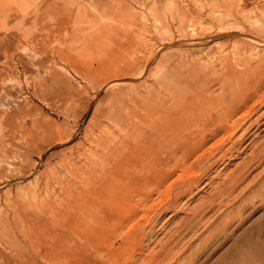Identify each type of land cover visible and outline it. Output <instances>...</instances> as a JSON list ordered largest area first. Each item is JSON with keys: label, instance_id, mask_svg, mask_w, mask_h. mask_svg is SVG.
<instances>
[{"label": "rangeland", "instance_id": "obj_1", "mask_svg": "<svg viewBox=\"0 0 264 264\" xmlns=\"http://www.w3.org/2000/svg\"><path fill=\"white\" fill-rule=\"evenodd\" d=\"M262 56L264 0H0V264L154 263L158 245L168 244L167 234L180 227L171 243L177 258L167 264H264V161L259 165L250 156L264 138V114L232 151H226L230 143L220 154L211 151L213 139L197 151L179 141L170 146L176 150L171 167L165 165L169 146L148 151L157 152L160 171L138 181L137 190L148 194L145 205L137 196L117 199L111 210L104 207L96 215L101 185L115 161L130 154L131 142L106 161V171L96 163L106 150L90 146L115 118L139 121L145 136L161 118V127L178 135L193 121L177 108L203 102L208 94L221 97L228 63L246 69L248 86L253 85V77L264 71ZM262 112L264 103L246 123ZM171 116L176 124L167 122ZM245 161L256 165L246 179L221 204L220 198L210 204L220 181ZM172 167L175 172L161 182L163 170ZM67 186L80 194L72 197L64 192ZM71 206L87 209L79 233L109 223L101 233L104 240L92 244L100 245L101 256L73 251V242H81L70 233L79 214ZM101 240L115 246L106 248Z\"/></svg>", "mask_w": 264, "mask_h": 264}, {"label": "bare ground", "instance_id": "obj_2", "mask_svg": "<svg viewBox=\"0 0 264 264\" xmlns=\"http://www.w3.org/2000/svg\"><path fill=\"white\" fill-rule=\"evenodd\" d=\"M256 20V19H255ZM258 20V19H257ZM256 20V21H257ZM249 23V21H248ZM250 24V23H249ZM251 25V24H250ZM260 27V26H259ZM241 39V38H240ZM238 41V40H237ZM243 42V41H242ZM260 43V42H259ZM237 44V43H236ZM262 44V43H261ZM246 46V45H245ZM248 49V48H247ZM243 52V50H241ZM253 53V52H252ZM252 53L249 54V56H252ZM261 58L264 59V56H262ZM263 59H261L263 61ZM257 59H251L250 57H248V61H256ZM261 61V62H262ZM264 64V63H263ZM261 66V64H260ZM264 66V65H263ZM248 70V69H247ZM262 71V70H260ZM226 73V75L223 77V79L221 80V87H222V91L223 94L222 96L219 98L216 94H208L209 96L207 97V99H205L203 102H200L198 104H194L193 106H189V107H183V105H181L182 107H179L176 109V111L178 110L179 114L183 115V116H190V124L191 126H188L187 129L184 128V130L178 132V135H173L170 136L169 133V129H163L161 127L160 124V119L159 121L155 120L154 125H153V129L151 130V133L148 136L143 135L142 133V129L140 127V122L136 121V120H119L118 118H115L112 122H108L106 125L108 126L109 130L103 131L102 129H100L99 131L101 132V135H97V138L92 137L90 140V146L96 150L99 149H105L106 153L102 156L97 155L96 157V163L98 164V166L103 169L104 171H106L108 169V167H106V161L109 160L112 161L114 158H112L114 155H116L117 153H119V151H116L117 149H119L123 143H126L128 141L131 142V146H129L130 148V154L128 153L126 156L127 158H123L120 161H115L114 167L111 170V175L109 176V179L107 181H103V185H101V191L102 194L101 195V202L98 206L95 205V210H93V214L96 215V213H99V211L102 208H106L107 210H111L112 208V201H120L122 202V200L119 199H124V200H130L132 198V196H134L136 198L137 196V201H146L148 200V194L145 191H138L137 190V186L140 182H138L139 180H146L149 179L152 175L156 174V172H159L160 170L158 169V165L156 166V162L158 161V154L156 152V154H152L149 155L148 151H160L163 147V145L165 146H175L177 142L181 141L182 145L184 148H189V150L192 151H197L200 150L202 148H204V146L207 144V142L212 141V143L209 145L210 148H213V150L211 151H215L218 152L228 143H230V145L227 147L226 151H232L234 150L237 146L240 148L242 143L245 141L246 137L248 136L249 132L251 131V129H253L254 125H257L258 120L260 119V117L264 114V112H262L261 114L257 115L256 118H254L251 122L249 121V123H246L250 116L255 113L258 108L260 107V105L262 103H264V71L263 74H259L257 75L254 79V84L251 86H248V82L249 79L251 77L249 76V73L246 72L245 70H234L232 68V65L230 63L227 64V69L224 72ZM259 73V71L257 72ZM252 81V80H250ZM253 82V81H252ZM220 99V100H219ZM250 100H252V103H250L251 105L247 106L248 101L250 102ZM191 105V104H190ZM187 106V105H186ZM175 111V110H174ZM177 113V112H176ZM169 114V113H168ZM173 114V113H170ZM175 115V114H174ZM255 115V114H254ZM165 116V115H164ZM178 119H181L182 121L184 120L183 117L178 116ZM162 118H164L162 116ZM168 118V117H167ZM173 122V123H177L175 116H171L167 122ZM187 121V120H185ZM165 122V121H164ZM189 122V121H188ZM175 123V124H176ZM171 123H167V126H169ZM173 124V125H175ZM105 125V127H106ZM172 125V127H173ZM186 125V124H185ZM184 125V126H185ZM176 127V126H175ZM182 127V125H181ZM178 128V127H177ZM107 129V128H106ZM105 129V130H106ZM173 130V129H172ZM171 130V132H172ZM181 142H180V146H181ZM137 146H136V145ZM167 149V151H171L168 160L165 162V165L167 167H171V162H173V158H175L173 151H176L175 148H171ZM139 149L141 151H135L137 153H131L132 149ZM179 148V147H178ZM181 149V148H179ZM254 149V148H253ZM93 150V149H92ZM165 150V149H164ZM185 150V149H183ZM240 150V149H239ZM223 151V149H222ZM252 151H256L255 153H251L250 156L254 155V159L258 160L259 165L264 161V138L262 140H260V143L255 147L254 150ZM223 153V152H222ZM188 154V153H187ZM197 154V153H196ZM216 154V153H215ZM220 154V153H219ZM226 154V153H225ZM231 154V153H230ZM92 156L95 155V153L93 152L91 154ZM206 155V154H205ZM218 155V154H217ZM91 156V157H92ZM125 156V157H126ZM186 156V155H185ZM229 156V155H228ZM182 157V156H180ZM188 157V155L186 156ZM227 157V156H226ZM177 158V155H176ZM184 158V157H183ZM182 158L181 163H184L186 161L187 158ZM223 158V157H222ZM221 158V159H222ZM230 158V157H229ZM181 159V158H180ZM219 159V158H218ZM217 159V160H218ZM251 159V158H249ZM247 159V160H249ZM175 161V160H174ZM204 161V160H203ZM254 161V160H253ZM208 162V161H207ZM243 162V161H242ZM241 162V165H237L236 169L229 175L226 176V178H223L222 181H220V185L217 188L216 186V193L215 196L212 197L211 195V199L209 200L210 204L216 199V198H220V204L223 201V199H225L228 195H230L233 190L235 188H237L236 186L239 185V183L241 181H243L244 179H246V175L248 174L250 168H254V166H256L254 163V166L251 164V161H245L244 163ZM204 162H202V160H198L197 162H195V164L197 165H203ZM257 163V164H258ZM176 164V163H174ZM178 165V166H180ZM184 165V164H182ZM196 165V166H197ZM109 166V164H108ZM209 166V165H208ZM253 166V167H251ZM98 167V168H99ZM174 167V165H173ZM172 168H166L164 171V175L163 177H158L161 178V182H163L164 180H166L168 177H170L175 171ZM182 167V166H181ZM200 167V166H198ZM203 167V166H202ZM183 168V167H182ZM181 170V169H180ZM201 170V169H200ZM199 170V171H200ZM109 171V170H108ZM198 171V173H199ZM208 171V170H207ZM110 172V171H109ZM163 173V172H162ZM192 173V172H191ZM190 173V174H191ZM189 174V175H190ZM196 174V173H195ZM80 173L76 172L74 177H80L79 176ZM196 176V175H195ZM198 176V175H197ZM200 177V176H199ZM192 178L190 177L189 180H191ZM196 179V178H195ZM202 179V178H201ZM167 181V180H166ZM211 181V180H210ZM73 183V182H72ZM71 183V184H72ZM144 183V182H143ZM146 183V182H145ZM152 183V182H151ZM150 183V184H151ZM191 181H188L186 183H184L183 187H185V184H190ZM199 183V182H198ZM208 183V182H206ZM141 184V183H140ZM149 184V185H150ZM213 184V183H212ZM143 185V184H142ZM145 185V184H144ZM148 185V184H147ZM195 185V184H194ZM74 186V185H73ZM73 186H67V188L64 190V192L69 193L72 197L73 195H79L77 191L76 193V189ZM77 186V185H76ZM135 186V187H134ZM197 186V185H195ZM212 186V185H211ZM113 187L114 193L116 195V190L119 191L120 195L119 196H114L113 191H111V188ZM116 187V188H114ZM192 187V186H191ZM215 187V186H214ZM131 188V189H130ZM140 188V187H139ZM197 188V187H195ZM105 190V191H102ZM186 190V188H184ZM192 189V188H190ZM213 189V187H212ZM148 190V189H147ZM158 189H156L157 191ZM175 190V189H174ZM178 190V189H177ZM215 190V189H214ZM107 191V192H106ZM110 191V194H109ZM98 191V193H100ZM104 192H106L104 194ZM112 192V193H111ZM161 192V191H160ZM177 192V191H176ZM63 193V192H62ZM96 193V191H95ZM153 193V192H152ZM187 194V191L184 192ZM183 193V194H184ZM191 193V192H190ZM150 194V192H149ZM155 194V193H154ZM189 194V192H188ZM193 194V193H191ZM211 194H213L211 192ZM226 194V195H225ZM69 195V197H70ZM103 195V196H102ZM107 195V196H106ZM151 195V194H150ZM149 195V196H150ZM190 195V194H189ZM214 195V194H213ZM66 196V195H65ZM64 196V197H65ZM173 196V195H171ZM170 196V197H171ZM182 196V195H181ZM191 196V195H190ZM189 196V197H190ZM193 196V195H192ZM93 197V196H92ZM168 197V196H167ZM183 197V196H182ZM210 197V195H209ZM181 198V197H180ZM96 199V198H95ZM114 199V200H113ZM134 199V198H133ZM169 199V198H168ZM167 199V200H168ZM132 200V199H131ZM135 200V199H134ZM163 201V199H160V201ZM205 200V199H204ZM208 200V199H207ZM125 201V203H126ZM133 201V200H132ZM143 201V202H144ZM154 201V200H152ZM151 201V203H152ZM156 201V200H155ZM154 201V202H155ZM203 201V200H202ZM250 201V200H249ZM71 202V201H70ZM99 202V201H98ZM147 202V201H146ZM159 202V201H158ZM201 202V200H200ZM96 203V202H95ZM118 203V204H119ZM124 203V201H123ZM135 203V201H134ZM137 203V202H136ZM139 203V202H138ZM137 203V204H138ZM163 203V202H162ZM165 203V202H164ZM170 203V202H169ZM69 204V203H68ZM98 204V203H97ZM141 204V203H139ZM154 203H152L153 205ZM205 204V203H204ZM207 204V203H206ZM219 204V203H218ZM219 204V205H220ZM223 204V203H222ZM70 205V204H69ZM68 205V206H69ZM72 205V204H71ZM77 205V204H76ZM122 205V204H120ZM125 205V204H124ZM128 205V204H126ZM129 205H130V201H129ZM132 205V202H131ZM145 205V202H144ZM151 205V206H152ZM164 205V204H163ZM167 205V203H166ZM165 205V206H166ZM198 205V204H196ZM225 205V204H223ZM80 206V205H79ZM84 206V205H83ZM136 207V205H134ZM132 206V208L134 207ZM142 206V204H141ZM174 206V205H173ZM204 206V205H203ZM210 206V205H209ZM222 206V205H220ZM118 207V206H117ZM127 207V206H126ZM125 207V208H126ZM131 207V206H129ZM139 207V205H138ZM153 207V206H152ZM151 207V208H152ZM162 207V206H161ZM168 207V206H167ZM201 207V206H200ZM211 207V206H210ZM77 208V207H76ZM114 208V207H113ZM120 208V207H119ZM123 210L125 209L124 207H122ZM137 208V207H136ZM140 208V207H139ZM163 208V207H162ZM165 208V207H164ZM172 207H170L169 209H171ZM194 208V207H193ZM209 208V207H208ZM69 210H72L75 214L76 211L79 212V214H77V219H76V223H74V225L72 224V228L70 233L75 236V238L77 239V241L79 240L81 243V245H77L76 243L73 242L72 247H73V251L75 253L81 252L82 250H89V252L94 256H101V250L98 248H93L92 244L94 242V240L96 241L97 238H105V236L101 233L103 232V227L106 224L109 223H105V224H97L98 227L102 226V228H95V226H93L92 231L88 230L87 233L84 235L83 233H79L78 230L76 231L77 228H80V225L82 223V226L84 227V221L82 216H84V214L87 212V209L84 208H80V209H75L73 206H71L70 208H68ZM91 210V208H88ZM104 209V210H106ZM118 209V208H117ZM121 209V208H120ZM67 210V207H66ZM89 210V213H90ZM122 210V209H121ZM137 210V209H134ZM157 210V209H156ZM168 210V208H167ZM194 210V209H193ZM126 211V210H125ZM195 211V210H194ZM68 212V211H66ZM203 213L202 210L200 208H198V210L196 211V213ZM112 213V212H111ZM193 213V212H192ZM195 213V212H194ZM193 213V214H194ZM195 213V214H196ZM74 214V215H75ZM87 214V213H86ZM92 214V212H91ZM200 214V215H201ZM129 214H126V216L124 215V217L122 219H126L127 216H129ZM135 215V214H134ZM89 216V214H88ZM115 216V215H114ZM153 216V214H152ZM156 217V213L155 215L152 217V221L154 222V219ZM242 217V216H241ZM240 217V218H241ZM86 218V217H85ZM94 218V217H93ZM112 217H110L111 219ZM120 217H118V221L121 222V220H119ZM188 218V217H187ZM193 218V217H192ZM191 218V219H192ZM196 218V217H195ZM239 218V217H238ZM108 219V220H110ZM113 219V218H112ZM115 219V218H114ZM151 219V218H149ZM194 219V218H193ZM200 219V217H199ZM230 220V218H228ZM128 220V218H127ZM185 220V219H184ZM195 220V219H194ZM227 220V219H226ZM243 220V219H241ZM90 221V220H89ZM104 221V220H103ZM87 222V220H86ZM85 222V223H86ZM98 222V221H97ZM105 222H107V220H105ZM181 222H183L181 220ZM185 222V221H184ZM193 222V221H192ZM150 223V221H149ZM152 223V222H151ZM180 223V222H179ZM191 223V220H190ZM227 223V221H226ZM239 223V222H238ZM93 225L95 224L94 222L92 223ZM181 224V223H180ZM179 224V225H180ZM193 224V223H192ZM196 224V223H195ZM240 224V223H239ZM149 225V224H146ZM194 225V224H193ZM152 226V225H151ZM178 227V225H177ZM189 226H186V228ZM192 227V226H191ZM225 227V226H224ZM174 228V227H173ZM182 227L180 228H174V230L172 229V233L170 234L169 232V236L167 234L166 238L168 244H163V246L161 247V245L159 247V251L156 253V257L153 255L152 260H154V263H152V261L149 264H167L170 263V261L172 259H175L173 250L174 246L172 247L171 243L173 244V240H175V237L180 234V231ZM185 228V226H184ZM108 229H110V227H108ZM150 229V228H149ZM183 229V228H182ZM141 230V229H140ZM144 230V229H143ZM137 231V230H136ZM154 231V230H153ZM184 231V230H183ZM107 232V231H106ZM109 232V230H108ZM135 232V231H134ZM147 232V231H146ZM151 232V231H150ZM149 232V233H150ZM185 232V231H184ZM60 233H62L60 231ZM67 235H69L68 233H66ZM151 234V233H150ZM183 234V233H182ZM181 234V235H182ZM106 235V234H105ZM136 235V234H135ZM72 236V237H73ZM111 235H109V237H111ZM117 236V235H116ZM115 236V237H116ZM119 236V235H118ZM150 236V235H149ZM148 236V237H149ZM227 236V235H225ZM60 237V236H59ZM108 237V238H109ZM113 237V236H112ZM152 237V236H151ZM182 237V236H181ZM68 238V237H67ZM74 238V240H75ZM99 238V239H100ZM118 238V237H117ZM180 238V237H179ZM183 238V237H182ZM181 238V239H182ZM138 239V238H137ZM164 239V237L162 238V240ZM104 240V239H102ZM101 240V241H102ZM110 240V239H109ZM105 240L104 242H106L105 246L110 247V245L107 246V242L110 241ZM115 240V239H114ZM113 240V241H114ZM223 240V238L221 239V241ZM116 241H118V239H116ZM173 241V242H172ZM99 242V241H97ZM103 242V241H102ZM101 242V243H102ZM104 242L102 243V245H104ZM120 242V241H119ZM140 242V241H139ZM143 242V241H142ZM163 242V241H162ZM178 242V241H177ZM176 242V243H177ZM117 244V242H116ZM160 244V242L158 243ZM175 244V243H174ZM173 244V245H174ZM179 244V243H178ZM177 244V245H178ZM114 245V243H113ZM111 245V246H113ZM119 245V244H118ZM142 245V243H141ZM115 246V245H114ZM120 246V245H119ZM89 247V248H88ZM118 248V246H116ZM125 247V246H124ZM105 248V247H103ZM176 248V246H175ZM110 249V248H109ZM121 249V248H120ZM119 249V251H120ZM58 250V249H57ZM106 250V249H104ZM111 250V249H110ZM116 250V249H115ZM175 250V249H174ZM65 252L67 250H64ZM113 251V249H112ZM122 251V250H121ZM152 251V250H151ZM157 251V250H156ZM179 251V249H178ZM183 251V250H182ZM48 252V251H47ZM59 252V251H58ZM114 252V251H113ZM116 252V251H115ZM153 252V251H152ZM151 252V255L154 254ZM177 252V251H176ZM184 252V251H183ZM63 254V252L60 251V254ZM104 253V251H103ZM105 253H108V251L106 250ZM110 253V252H109ZM150 253V252H149ZM182 253V252H181ZM42 254V253H41ZM45 254V253H43ZM61 254V255H62ZM177 254V253H176ZM112 254H110L111 256ZM150 255V254H149ZM180 255V254H179ZM48 256V255H47ZM105 256H108L105 255ZM113 256V255H112ZM120 256V255H118ZM181 256V255H180ZM41 257V256H40ZM44 257V256H43ZM55 257V256H53ZM132 257V256H130ZM253 257V256H252ZM94 258V257H93ZM111 258V257H109ZM118 258V257H117ZM249 258V257H248ZM100 259V257H99ZM105 259V257L103 258ZM112 259V258H111ZM14 260V259H13ZM57 260V259H56ZM108 260V259H107ZM179 260V259H178ZM253 260V259H252ZM104 261V260H103ZM149 261V260H148ZM174 261V260H173ZM251 261V258L248 260ZM58 262V260H57ZM107 262V261H106ZM135 262V261H134ZM172 262V261H171ZM144 263V262H143ZM178 263V262H177ZM107 264V263H105ZM115 264V263H113ZM142 264V262H141ZM173 264V263H172ZM183 264V262L181 263Z\"/></svg>", "mask_w": 264, "mask_h": 264}]
</instances>
